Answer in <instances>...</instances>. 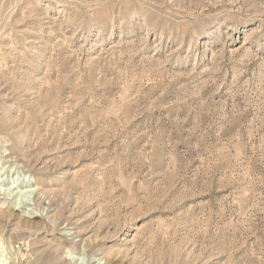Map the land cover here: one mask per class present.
I'll use <instances>...</instances> for the list:
<instances>
[{"label": "rangeland", "instance_id": "obj_1", "mask_svg": "<svg viewBox=\"0 0 264 264\" xmlns=\"http://www.w3.org/2000/svg\"><path fill=\"white\" fill-rule=\"evenodd\" d=\"M0 176L21 264H264V0H0Z\"/></svg>", "mask_w": 264, "mask_h": 264}, {"label": "built area", "instance_id": "obj_2", "mask_svg": "<svg viewBox=\"0 0 264 264\" xmlns=\"http://www.w3.org/2000/svg\"><path fill=\"white\" fill-rule=\"evenodd\" d=\"M30 254L31 246L27 240L0 243V264H21Z\"/></svg>", "mask_w": 264, "mask_h": 264}, {"label": "bare ground", "instance_id": "obj_3", "mask_svg": "<svg viewBox=\"0 0 264 264\" xmlns=\"http://www.w3.org/2000/svg\"><path fill=\"white\" fill-rule=\"evenodd\" d=\"M1 177L2 176H0V188L3 189L4 192L7 193V195L9 197L13 196L14 190L12 189V187L5 186L7 184L8 180L3 179ZM18 179H19V177L15 178L16 181L12 180L11 182H13L15 184V182L19 181ZM18 183L19 184L16 186L18 187L17 189H18L19 193H18V196L14 200V202L16 203L15 205L17 206V209L24 207L28 212V211L34 209L33 207H30V205H32L31 196L36 191V188L34 187V185L30 181L20 180ZM16 186H15V188H16ZM3 187H5V188H3ZM0 243H2V242L0 241Z\"/></svg>", "mask_w": 264, "mask_h": 264}]
</instances>
